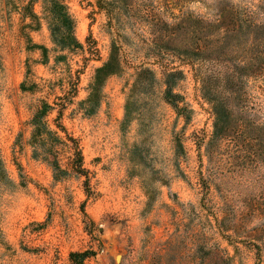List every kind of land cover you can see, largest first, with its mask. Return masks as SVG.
Returning a JSON list of instances; mask_svg holds the SVG:
<instances>
[{
    "label": "rangeland",
    "instance_id": "1",
    "mask_svg": "<svg viewBox=\"0 0 264 264\" xmlns=\"http://www.w3.org/2000/svg\"><path fill=\"white\" fill-rule=\"evenodd\" d=\"M64 1L0 0V264H264V0Z\"/></svg>",
    "mask_w": 264,
    "mask_h": 264
},
{
    "label": "trees",
    "instance_id": "2",
    "mask_svg": "<svg viewBox=\"0 0 264 264\" xmlns=\"http://www.w3.org/2000/svg\"><path fill=\"white\" fill-rule=\"evenodd\" d=\"M46 1V9L48 10L49 14L51 15V30L53 37L55 40L64 47H74L77 44H80L74 34V19L72 18L71 14L68 11V7L64 0H45ZM27 14L32 18L31 24H35L37 15L33 10H30ZM116 59L115 55L114 58ZM113 61V60H112ZM113 65L112 62L107 63L105 66L101 67L97 71V84H99L102 80V77L112 70L111 66ZM174 75V74H170ZM212 76H207L202 78L203 81V90L208 96L214 101L217 110V120H216V129L217 133H223V130L230 126L229 122L227 121V108L224 106L223 101L221 98L215 97L212 91L211 85ZM172 92H170L171 96ZM169 96V98H170ZM42 111L38 112L34 118L37 121L40 118ZM72 139V137H69ZM78 157L76 160H82V154L80 150L77 151ZM79 255V253H72V256Z\"/></svg>",
    "mask_w": 264,
    "mask_h": 264
}]
</instances>
